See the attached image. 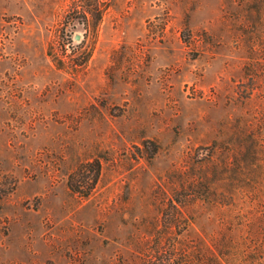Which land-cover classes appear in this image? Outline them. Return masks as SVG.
I'll use <instances>...</instances> for the list:
<instances>
[{
  "label": "rangeland",
  "instance_id": "rangeland-1",
  "mask_svg": "<svg viewBox=\"0 0 264 264\" xmlns=\"http://www.w3.org/2000/svg\"><path fill=\"white\" fill-rule=\"evenodd\" d=\"M0 264H264V0H0Z\"/></svg>",
  "mask_w": 264,
  "mask_h": 264
},
{
  "label": "trees",
  "instance_id": "trees-1",
  "mask_svg": "<svg viewBox=\"0 0 264 264\" xmlns=\"http://www.w3.org/2000/svg\"><path fill=\"white\" fill-rule=\"evenodd\" d=\"M99 167L100 164L96 160L78 165L75 171H73L68 177L67 183L69 189L73 193L80 195L82 198L88 197L90 194L89 191L92 188L93 184L95 183L97 179V175L99 174ZM82 174H86L87 178L85 179V177H82ZM78 175H79V180L77 179V181H74L76 179V176ZM91 175L93 176L91 177ZM80 179H82V181L89 182L90 188L88 189V192H81L83 186H81L82 182Z\"/></svg>",
  "mask_w": 264,
  "mask_h": 264
},
{
  "label": "water",
  "instance_id": "water-1",
  "mask_svg": "<svg viewBox=\"0 0 264 264\" xmlns=\"http://www.w3.org/2000/svg\"><path fill=\"white\" fill-rule=\"evenodd\" d=\"M75 39L78 40L79 39V36H76Z\"/></svg>",
  "mask_w": 264,
  "mask_h": 264
}]
</instances>
